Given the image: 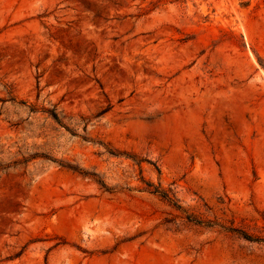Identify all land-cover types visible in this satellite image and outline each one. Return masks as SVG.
I'll return each instance as SVG.
<instances>
[{
    "label": "rangeland",
    "instance_id": "374dc122",
    "mask_svg": "<svg viewBox=\"0 0 264 264\" xmlns=\"http://www.w3.org/2000/svg\"><path fill=\"white\" fill-rule=\"evenodd\" d=\"M230 228L264 239V0H0V264H264Z\"/></svg>",
    "mask_w": 264,
    "mask_h": 264
},
{
    "label": "trees",
    "instance_id": "16d2710c",
    "mask_svg": "<svg viewBox=\"0 0 264 264\" xmlns=\"http://www.w3.org/2000/svg\"><path fill=\"white\" fill-rule=\"evenodd\" d=\"M50 115L57 121L60 123V119H59V116L57 114V112L53 111V110H47ZM153 193H158L160 196H162L163 198L169 200L171 203H173V205H175L176 207H180L178 204H176V202L173 201V198L170 196L169 192L168 191H165V190H160L159 188H154L152 190ZM188 218L195 222V223H202L201 220H198L196 218H191V216H188ZM230 230L232 231H236L238 232L240 235H242L244 238L248 239V240H251V241H264V239L260 238V237H254L252 235H250L249 233L247 232H244L242 230H237L236 228H230Z\"/></svg>",
    "mask_w": 264,
    "mask_h": 264
}]
</instances>
